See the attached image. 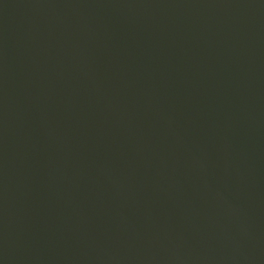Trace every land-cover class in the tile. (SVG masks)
<instances>
[{"label":"water","instance_id":"obj_1","mask_svg":"<svg viewBox=\"0 0 264 264\" xmlns=\"http://www.w3.org/2000/svg\"><path fill=\"white\" fill-rule=\"evenodd\" d=\"M0 264H264V0H0Z\"/></svg>","mask_w":264,"mask_h":264}]
</instances>
